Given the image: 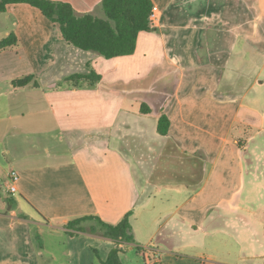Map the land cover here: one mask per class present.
I'll return each instance as SVG.
<instances>
[{"label": "crops", "instance_id": "1", "mask_svg": "<svg viewBox=\"0 0 264 264\" xmlns=\"http://www.w3.org/2000/svg\"><path fill=\"white\" fill-rule=\"evenodd\" d=\"M53 1L103 16L102 0ZM151 1L156 24L113 58L68 44L27 3L0 12V41L17 37L0 50V264H101L114 241L67 223L128 213L135 242L120 246L136 264H192L183 250L213 233L236 242L229 264H264V0ZM26 76L38 85L12 84Z\"/></svg>", "mask_w": 264, "mask_h": 264}, {"label": "trees", "instance_id": "2", "mask_svg": "<svg viewBox=\"0 0 264 264\" xmlns=\"http://www.w3.org/2000/svg\"><path fill=\"white\" fill-rule=\"evenodd\" d=\"M11 3H27L39 9L46 18L58 25L64 41L80 50L92 51L104 58L132 54L139 32L152 28L149 20L153 9L151 0H102L101 17L91 13L77 14L70 3L53 0H0V12L5 11L6 6ZM15 45L16 35L9 34L0 41V50ZM33 79V76H26L13 80L12 84L23 86L33 82V85L37 86L36 80ZM99 79L100 76L94 72L76 73L67 78L76 85L80 81L92 83ZM149 111L150 108L146 104L141 105L142 113ZM169 125V118L162 113L157 121V132L167 135ZM129 216L130 213L126 214L116 224L106 223L97 216H82L69 221L67 227L86 220L96 221L98 230L115 243L101 264H123L120 258L122 252L120 244L135 242ZM96 230L94 227L91 228L93 232ZM137 249L142 251L144 248Z\"/></svg>", "mask_w": 264, "mask_h": 264}, {"label": "rangeland", "instance_id": "3", "mask_svg": "<svg viewBox=\"0 0 264 264\" xmlns=\"http://www.w3.org/2000/svg\"><path fill=\"white\" fill-rule=\"evenodd\" d=\"M84 224L86 227L89 225L93 226L97 230L99 229L96 221L88 220L84 221ZM34 235L38 244L43 245L44 239L46 240L45 235H39L38 231H34ZM50 238L52 239V241L56 242V250H63V248L59 247V243L63 242L64 240L63 235H55L54 237L50 236ZM258 238L259 242H253V246L264 249V231L259 232ZM242 245L243 253L248 255L249 249L252 247L251 244L245 242ZM183 251V253L189 254L194 257L192 264H229L228 261L231 262L237 258L238 246L236 245V242L232 240V238L228 235L226 236L221 233H213L211 235L201 234L196 235L195 243H193V246L189 248L187 247ZM209 255H212L213 258H209ZM120 258L123 264H136L137 261H139L140 263H142L143 261L140 252H137L136 250L132 251L129 249H125V251H122L120 253ZM243 264L250 263L244 262Z\"/></svg>", "mask_w": 264, "mask_h": 264}, {"label": "built area", "instance_id": "4", "mask_svg": "<svg viewBox=\"0 0 264 264\" xmlns=\"http://www.w3.org/2000/svg\"><path fill=\"white\" fill-rule=\"evenodd\" d=\"M149 20H150L151 27H153L156 24V20H157V12H156L154 6H153V9L150 13ZM18 179H19V175L15 170L9 171L5 186H6V189L11 194L15 193L17 190L16 185H17ZM146 249H150V248H146Z\"/></svg>", "mask_w": 264, "mask_h": 264}]
</instances>
